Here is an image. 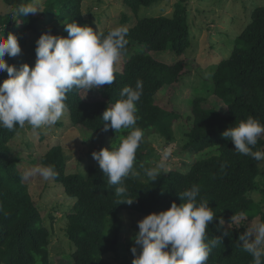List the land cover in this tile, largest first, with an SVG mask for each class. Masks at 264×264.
I'll use <instances>...</instances> for the list:
<instances>
[{"label": "trees", "instance_id": "trees-1", "mask_svg": "<svg viewBox=\"0 0 264 264\" xmlns=\"http://www.w3.org/2000/svg\"><path fill=\"white\" fill-rule=\"evenodd\" d=\"M9 12L0 15V35L7 39L9 33L17 36L20 46L26 47V59L5 56L10 66L19 69L23 64L34 66L36 40L41 34L50 32L55 36L67 37L64 29L55 25L41 24L37 15L28 17L13 15V9L32 0H3ZM84 0H47L44 15L49 22L64 21V25L77 23L85 26L82 13ZM164 0H123V4L136 12L141 7H150ZM176 12L169 18H145L129 27L126 39L127 53L132 44L142 45L148 52L161 53L170 49L175 56L182 57L191 44L190 26L185 7L179 2ZM127 21V18L124 19ZM64 28V27H63ZM4 29V32H3ZM110 28L100 33L106 36ZM235 48L227 59L221 60L212 74L211 103L205 107L208 98L197 96L191 100L190 114L183 131L185 150L198 156L185 171H169L158 174L150 181L143 168L151 167L153 149L148 138L159 134L172 142L174 126L181 118L156 104L161 91L178 83L184 69V59L173 65H166L148 54H135L124 65L121 72L114 70L115 81L105 85L100 99H86V90L73 89L65 100L70 122L96 136H110L115 146L131 131L124 129L115 136L112 129L104 131L102 113L119 100L124 87L135 88L142 82L143 89L137 102V127L143 130V142L136 153L134 170L138 176H129L124 184L129 197L135 199L132 205L121 203L114 195L115 186L108 185L98 165L90 166L87 174H67L66 156L60 145L50 148L40 157L42 166L53 165L58 176L53 181L63 188L64 194L74 199L69 214L66 236L73 245L72 264H110L104 259L109 253H117L122 246L126 231L123 216L136 217L138 221L152 213L170 208L175 202H184L179 194L193 185L199 188L197 200L209 201L214 214L223 217L228 236L212 249L207 264H253V258L237 239L246 226L230 228L228 223L234 214L244 212L246 219L258 215L264 221L260 205L250 197L257 191V177L260 175L257 161L250 156L235 152L234 144L222 137L228 127L246 120L249 116L264 124V7L254 9L250 22L235 40ZM123 55V54H122ZM8 78L7 72H0V84ZM221 104V105H220ZM214 105V104H213ZM21 128L13 131L0 128V264H50V232L43 225L42 215L31 198L27 185L21 182L19 163L10 157L9 142ZM264 151V138H258L253 151ZM222 165H225L222 168ZM214 220L208 225L206 236H220ZM242 243V242H241ZM128 264V263H127Z\"/></svg>", "mask_w": 264, "mask_h": 264}, {"label": "clouds", "instance_id": "clouds-1", "mask_svg": "<svg viewBox=\"0 0 264 264\" xmlns=\"http://www.w3.org/2000/svg\"><path fill=\"white\" fill-rule=\"evenodd\" d=\"M39 12H42L40 0H32L14 8L12 14L28 17ZM64 31L67 37L50 32L41 34L35 42L34 66L23 64L19 69L5 60L6 55L16 57L21 53L17 36L11 33L7 39L0 36V72L8 74L0 84V128L13 131L27 124L34 134H39V129L53 127L61 119L68 92L73 89L88 92L102 85L111 86L115 81L114 65L128 44L126 27H116L104 36L87 25L78 26L73 22L64 25ZM142 89L139 80L135 88L124 87L121 98L111 107L107 106L101 116L104 131L112 129L115 136L124 129L131 131L117 145L111 144L110 149L91 154L107 177L108 185L115 186L114 195L121 198L118 205H132L135 201L128 198L124 181L140 174L134 170V162L144 136L143 130L137 127L136 115ZM221 135L234 144L235 152L257 161L264 160V151H253L258 138L264 135V124L259 120L249 116ZM143 173L151 182L158 178L157 168H143ZM36 176L48 181L56 179L58 173L53 165H38L25 168L20 179L27 182ZM199 191L193 185L178 195L184 201L179 206L173 202L169 209L149 214L137 222L138 232L131 237L132 264H207L212 249L222 243L228 232L225 220L214 214L209 201L197 200ZM245 219L244 212L234 214L227 228ZM214 220H218L216 229L221 235L209 240L206 230ZM236 243L251 255L253 264H264V221H251Z\"/></svg>", "mask_w": 264, "mask_h": 264}, {"label": "rangeland", "instance_id": "rangeland-1", "mask_svg": "<svg viewBox=\"0 0 264 264\" xmlns=\"http://www.w3.org/2000/svg\"><path fill=\"white\" fill-rule=\"evenodd\" d=\"M46 1L40 0L42 12L35 14L40 23L43 25L50 23L60 30L64 29V21L47 20L44 15ZM179 2L186 9L191 38L190 47L182 57L178 58L170 49L154 53L148 52L142 45L132 44L129 51L121 55L114 65V70L121 72L135 54L149 53L154 59L166 65H173L178 59H184V69L178 83L161 91L156 100L158 106L181 117L174 126L172 142H167L159 134H152L148 138L149 145L154 150L152 165L153 168H157L158 174H166L169 171L185 172L195 160H198L197 155L184 148L186 139L183 131L186 129L185 120L190 114L191 100L201 96L208 98L205 107L217 105L210 102L212 90L208 87L211 86L212 74L217 64L230 56L235 48L236 38L250 22L252 11L264 7V0H164L148 8L141 7L136 12L127 8L123 0H84L81 7L85 24L94 32L102 33L119 26L133 27L138 20L145 18L159 16L171 18ZM8 12L4 1L0 0V15ZM125 18L127 21H124ZM20 47L22 51L16 57L24 60L26 47ZM104 86L88 92L86 90L84 97L91 100L102 98ZM38 133L34 134L31 127L26 124L9 142L10 157L18 161L21 171L41 165L40 157L50 148L60 145L66 156V173L86 175L90 166L98 165L91 155L92 152L103 148L110 149L113 143L110 136H96L80 126L72 125L67 110L55 126L41 128ZM262 136L264 138V135ZM160 164L164 167L159 168ZM259 168L260 175L257 177L259 189L250 193L249 197L260 205L264 214V160H261ZM25 183L33 202L40 210L43 225L50 232V264H72L71 255L74 248L66 236L68 224L66 215L69 214L74 199L64 194L63 188L53 180L44 181L42 177L36 176ZM122 218L126 228L122 246L117 253L104 256L110 264H132L134 258L130 251L134 246L131 237L138 232V219L130 215H124ZM251 221L261 222L260 215L251 220L245 219L234 223V226L240 227L244 224L247 227Z\"/></svg>", "mask_w": 264, "mask_h": 264}]
</instances>
